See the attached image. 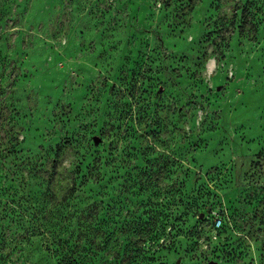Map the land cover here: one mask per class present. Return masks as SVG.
Returning <instances> with one entry per match:
<instances>
[{
	"label": "rangeland",
	"instance_id": "rangeland-1",
	"mask_svg": "<svg viewBox=\"0 0 264 264\" xmlns=\"http://www.w3.org/2000/svg\"><path fill=\"white\" fill-rule=\"evenodd\" d=\"M0 264H264V0H0Z\"/></svg>",
	"mask_w": 264,
	"mask_h": 264
},
{
	"label": "trees",
	"instance_id": "trees-1",
	"mask_svg": "<svg viewBox=\"0 0 264 264\" xmlns=\"http://www.w3.org/2000/svg\"><path fill=\"white\" fill-rule=\"evenodd\" d=\"M251 7L252 6L248 4L242 9L241 16L245 19V21L250 20L252 22L253 20H257V16L253 13L252 14L250 13ZM86 217L87 218L82 220L79 225L81 232L79 236L80 240H84L88 242L89 240H91L90 237L96 234L94 237V243H97V239H98L97 235H99L101 236V239H103L104 250L108 251L109 248L113 250L114 249L113 245L115 243L114 238L116 234L111 231L109 225L99 220V218L96 217V214L94 215L93 212L88 213ZM142 230H143L142 232H147V230L145 229ZM140 253H142V255L148 254L146 249L143 250L141 249ZM120 255L118 254V257L116 259H118Z\"/></svg>",
	"mask_w": 264,
	"mask_h": 264
},
{
	"label": "built area",
	"instance_id": "built-area-1",
	"mask_svg": "<svg viewBox=\"0 0 264 264\" xmlns=\"http://www.w3.org/2000/svg\"><path fill=\"white\" fill-rule=\"evenodd\" d=\"M221 226V220H218L217 222H216V227H220Z\"/></svg>",
	"mask_w": 264,
	"mask_h": 264
}]
</instances>
